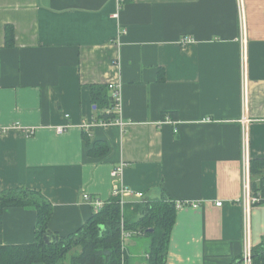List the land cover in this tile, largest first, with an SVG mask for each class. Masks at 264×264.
Here are the masks:
<instances>
[{
	"label": "crops",
	"instance_id": "1",
	"mask_svg": "<svg viewBox=\"0 0 264 264\" xmlns=\"http://www.w3.org/2000/svg\"><path fill=\"white\" fill-rule=\"evenodd\" d=\"M240 2L243 30L239 0H0V191H40L61 238L93 216L84 193L108 202L121 184L144 195L128 206L164 195L196 203L177 211L166 264H242L264 239V203L247 228L238 203L244 159L264 160V0ZM111 83L122 87L125 128L97 124L91 87ZM88 141L108 154L89 156ZM2 217L3 246L35 241L34 208ZM135 240L128 264H148L151 243Z\"/></svg>",
	"mask_w": 264,
	"mask_h": 264
},
{
	"label": "trees",
	"instance_id": "2",
	"mask_svg": "<svg viewBox=\"0 0 264 264\" xmlns=\"http://www.w3.org/2000/svg\"><path fill=\"white\" fill-rule=\"evenodd\" d=\"M7 47L15 46V33L11 26L6 28ZM165 80L164 72L160 78ZM93 105L100 112L99 121L111 122L116 116L105 113L113 109V100L108 86H92ZM176 119V115H172ZM88 152L94 158L104 157L109 152L106 143L97 142ZM250 173L253 178L254 193L262 196L264 203V160H251ZM29 207L37 212L35 241L30 244L3 246L1 241L2 216L5 208ZM131 209V215L126 209ZM177 204L167 195L157 201H145L122 210L119 199L111 198L105 207L93 216L75 233L67 237L53 235L49 223L53 215V205L36 190L19 187L0 191V264H63L74 248L80 247V253L74 254L71 264H128L129 256L122 250V220L125 230L150 239L151 247L148 264H166L170 236L177 218ZM138 216V217H137ZM140 216V218H139ZM45 236H52L55 241L50 245L44 242ZM252 264H264V239L262 244L253 249Z\"/></svg>",
	"mask_w": 264,
	"mask_h": 264
},
{
	"label": "built area",
	"instance_id": "3",
	"mask_svg": "<svg viewBox=\"0 0 264 264\" xmlns=\"http://www.w3.org/2000/svg\"><path fill=\"white\" fill-rule=\"evenodd\" d=\"M239 10H240V25L241 28L243 30V28L245 29V19H244V13H243V8H242V3L239 0ZM115 18L118 17V14L114 16ZM192 42L191 39L189 38H184L182 40V43L188 44ZM243 46H245V43L243 41ZM242 81H243V89L246 88V83H247V71H246V56H245V48L243 47V53H242ZM108 88L110 90V94L113 100V109L112 110H107L105 113L107 114H114L116 116V118L111 121V122H105V121H99L97 124L102 126V127H109L112 125H118L122 128H125L126 126H128V124L126 122L123 121L122 118V110H123V95H122V87L120 83H111L108 85ZM165 123H169V124H173L176 125L177 121H174L172 119V117L167 116L165 117L164 120ZM163 123V122H162ZM93 127L92 123H88L83 125V128L86 131H89L91 128ZM68 128V127H66ZM66 129L65 128H58L57 132L62 134ZM17 131L21 132L23 134H25L26 136H30L33 134V131L31 130H25L23 131V129H21V127H17ZM244 147L246 148V141H244ZM126 165L125 164H121L118 167H116L115 169H113L111 175L114 179H119L124 170H125ZM136 196L138 198H143V194L142 193H135L132 190L126 188L124 185H119L114 189L112 198H117L119 199V203L120 206L122 208V210L124 211L125 206L127 205L126 202V197L127 196ZM83 200L88 203L92 209L94 214L95 213H99L107 204L106 201H103L99 198L96 197H92L87 193H84L82 195ZM262 196L259 193H254L253 189H252V180H251V173H250V162L248 161V159H244V173H243V189H242V196L240 198V200L238 201L239 204L242 205L243 207V212L245 215V219H246V228H247V218L249 217V214L251 212V209L257 205H260L262 202ZM177 204V209H180L182 207L185 206H193L196 207L198 206V204L196 203H191V202H178ZM217 207H222L223 206V202H217L216 203ZM122 238H121V243H122V250L126 251V242L129 238L134 237V236H142V233L140 231L133 233V232H128L125 230V226L122 225ZM247 230V229H246ZM253 262V251L250 247H247L245 250V253L243 254V258H242V264H252ZM123 264H125V260L123 257Z\"/></svg>",
	"mask_w": 264,
	"mask_h": 264
},
{
	"label": "rangeland",
	"instance_id": "4",
	"mask_svg": "<svg viewBox=\"0 0 264 264\" xmlns=\"http://www.w3.org/2000/svg\"><path fill=\"white\" fill-rule=\"evenodd\" d=\"M122 225H124V219L122 220L121 226ZM134 238H137L136 240L139 241V242L142 241V244H145V243H148V245L150 244V239L148 237H146V236H134V237L129 238L127 240V242L131 241L132 239L135 240ZM80 249H81L80 247L74 248L73 251L68 254L67 259H65V262L63 264H71V258L73 257L74 254H79L80 253ZM148 257H149V254L147 256V259H148Z\"/></svg>",
	"mask_w": 264,
	"mask_h": 264
},
{
	"label": "water",
	"instance_id": "5",
	"mask_svg": "<svg viewBox=\"0 0 264 264\" xmlns=\"http://www.w3.org/2000/svg\"><path fill=\"white\" fill-rule=\"evenodd\" d=\"M55 239L52 236H45L44 237V242L46 245H50L54 243Z\"/></svg>",
	"mask_w": 264,
	"mask_h": 264
}]
</instances>
